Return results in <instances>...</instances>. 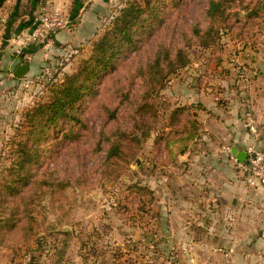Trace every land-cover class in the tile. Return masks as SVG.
I'll return each mask as SVG.
<instances>
[{
    "label": "rangeland",
    "instance_id": "rangeland-1",
    "mask_svg": "<svg viewBox=\"0 0 264 264\" xmlns=\"http://www.w3.org/2000/svg\"><path fill=\"white\" fill-rule=\"evenodd\" d=\"M128 1L114 0V13L94 39L59 45L56 34L25 44L29 29L5 33L14 2L0 8V264H180L164 223L170 224L172 204L188 199L186 184L178 190L177 178L187 163L180 159L188 148L180 140L186 121L198 120L202 106L192 94L222 93V81L236 72L240 47L251 46L264 26V0H228L219 21L207 15L212 0H160L159 14L139 27L135 46L100 75L70 112L72 119L46 132L38 160L29 165L28 184L13 183L19 152L35 143L29 115L51 100L52 83L91 56L93 42ZM24 7L28 0L19 14ZM196 26L201 32L220 26V38L206 46L195 36ZM33 46L35 52H26ZM161 49L172 59L181 49L191 62L155 89L149 66ZM23 64L30 68L18 77ZM213 100L228 105L227 99ZM181 107L188 115L182 111L176 121L173 113ZM195 132L190 141L199 143V125ZM114 144L117 154L109 158ZM135 185L148 191L140 194ZM16 204L18 230L7 224Z\"/></svg>",
    "mask_w": 264,
    "mask_h": 264
},
{
    "label": "crops",
    "instance_id": "crops-1",
    "mask_svg": "<svg viewBox=\"0 0 264 264\" xmlns=\"http://www.w3.org/2000/svg\"><path fill=\"white\" fill-rule=\"evenodd\" d=\"M23 1L6 0L1 8L14 2L13 10ZM48 1L71 20L68 29L56 33L58 45L67 39L73 43L94 39L114 13V0ZM31 6L38 16L39 3ZM251 43L240 47L236 72L222 81V93L192 94L202 103L198 110L202 138L199 143L188 141L187 152L180 155L187 163L177 185L179 190L186 184L188 199L172 204L170 224L164 223L170 227L166 236L176 243L180 264L184 260L185 264H264V189L245 185L232 153L233 147L239 151L253 147L264 153V26L256 29ZM212 97L227 99L228 105ZM248 111L253 130L246 124Z\"/></svg>",
    "mask_w": 264,
    "mask_h": 264
},
{
    "label": "trees",
    "instance_id": "trees-1",
    "mask_svg": "<svg viewBox=\"0 0 264 264\" xmlns=\"http://www.w3.org/2000/svg\"><path fill=\"white\" fill-rule=\"evenodd\" d=\"M5 1L6 0H0V8ZM46 1L47 0H30L28 9H24L22 14H19L21 4L19 2L6 21L7 34L10 32L19 35L26 27H34L38 16L34 15V8H32V6L30 8V3H39L40 9L41 4ZM227 2L228 0H212L207 9L208 17L219 21L226 13L228 8ZM160 3V0H142V2L139 0L128 1L119 14L114 17L111 25L93 42L91 56L83 61L79 69L70 75H66L62 81L52 83L50 86L51 100L45 104H38V107H36L30 115L28 113L29 121L32 123V126H35V143L30 146L32 147L31 149L24 148L19 152L18 159L13 169L16 174L13 183H20L21 186L28 184L30 179L29 165L35 160H38L40 153L38 149L39 143L43 141L46 132L51 127L60 123L62 119H72L70 112L76 108L87 94H90L94 90L95 83L100 75L106 70L114 68L117 59L128 49L135 46V34L138 32L139 27L145 24L147 20L159 14ZM24 15H28L29 18L26 19ZM220 29V26L217 27V29H215V27H210L207 32H201L196 26L194 27V34L195 36H200L204 45L209 46L220 38ZM37 48V46H33L30 49H26V52H35ZM190 62L189 56L181 49H178L173 59L171 58L169 50L161 49L149 66V73L156 82L155 89H163L168 77L176 73L179 69L186 67ZM164 64L167 66V73L165 75L163 73ZM182 111H185L184 114L188 115V108L181 107V109L176 110V113H173L174 118L177 117L176 121L179 119V114ZM186 122L188 124V127L185 129L186 136L180 139L186 141L185 144L196 138L195 131L199 125L195 117L190 118ZM112 146L108 155L109 158L115 156L118 151V145L114 144ZM183 148H186V151L188 149L187 147ZM134 187H136L140 194L148 191L147 188L136 185ZM149 192L153 195L151 191ZM141 206H143L144 209L147 208L145 204ZM23 214L28 216V206H26ZM19 216L20 210H17L16 204L13 218L8 219L9 221L7 224H9V227H15V229L18 230ZM29 230H32V227H30ZM42 252L43 251H41V253Z\"/></svg>",
    "mask_w": 264,
    "mask_h": 264
},
{
    "label": "built area",
    "instance_id": "built-area-1",
    "mask_svg": "<svg viewBox=\"0 0 264 264\" xmlns=\"http://www.w3.org/2000/svg\"><path fill=\"white\" fill-rule=\"evenodd\" d=\"M71 20L61 9L50 1L41 4L39 15L34 27L25 33V44H36L46 41L50 35L70 27ZM247 126L253 130V116L245 113ZM247 159L242 162L235 158L240 179L246 186L264 189V153L249 147L246 151Z\"/></svg>",
    "mask_w": 264,
    "mask_h": 264
},
{
    "label": "water",
    "instance_id": "water-1",
    "mask_svg": "<svg viewBox=\"0 0 264 264\" xmlns=\"http://www.w3.org/2000/svg\"><path fill=\"white\" fill-rule=\"evenodd\" d=\"M29 68H30L29 64L19 65L15 71V75L18 77H21L23 74H25L29 70ZM232 153L236 156V158L239 161H242V162H244L248 157V153L246 151H239L236 147H233Z\"/></svg>",
    "mask_w": 264,
    "mask_h": 264
}]
</instances>
